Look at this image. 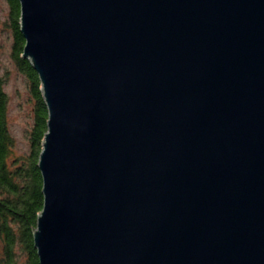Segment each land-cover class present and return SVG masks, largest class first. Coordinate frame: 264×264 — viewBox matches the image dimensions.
Wrapping results in <instances>:
<instances>
[{"label":"water","instance_id":"obj_1","mask_svg":"<svg viewBox=\"0 0 264 264\" xmlns=\"http://www.w3.org/2000/svg\"><path fill=\"white\" fill-rule=\"evenodd\" d=\"M18 2L38 264H264V0Z\"/></svg>","mask_w":264,"mask_h":264},{"label":"trees","instance_id":"obj_2","mask_svg":"<svg viewBox=\"0 0 264 264\" xmlns=\"http://www.w3.org/2000/svg\"><path fill=\"white\" fill-rule=\"evenodd\" d=\"M12 30L11 59L27 82L32 105V125L25 137L28 151L15 154V141L8 128L9 99L4 91L8 74L0 67V251L1 264H38L32 230L42 209V180L37 168L41 142L47 131V110L36 72L21 55L24 39L19 31L18 0H5Z\"/></svg>","mask_w":264,"mask_h":264},{"label":"rangeland","instance_id":"obj_3","mask_svg":"<svg viewBox=\"0 0 264 264\" xmlns=\"http://www.w3.org/2000/svg\"><path fill=\"white\" fill-rule=\"evenodd\" d=\"M12 42L8 6L5 0H0V67L1 72L8 74V81L4 86L9 99L8 128L15 141V154L19 155L28 151L25 134L32 125V105L27 82L24 76L17 71L11 59Z\"/></svg>","mask_w":264,"mask_h":264}]
</instances>
